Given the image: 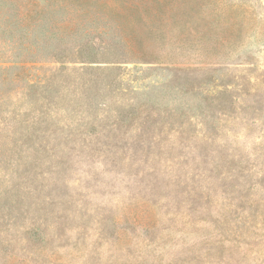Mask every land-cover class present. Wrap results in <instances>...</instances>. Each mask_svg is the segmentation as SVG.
<instances>
[{
	"label": "rangeland",
	"instance_id": "obj_1",
	"mask_svg": "<svg viewBox=\"0 0 264 264\" xmlns=\"http://www.w3.org/2000/svg\"><path fill=\"white\" fill-rule=\"evenodd\" d=\"M0 264H264V0H0Z\"/></svg>",
	"mask_w": 264,
	"mask_h": 264
}]
</instances>
